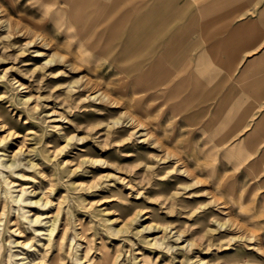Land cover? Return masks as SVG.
<instances>
[{
    "label": "rangeland",
    "instance_id": "obj_1",
    "mask_svg": "<svg viewBox=\"0 0 264 264\" xmlns=\"http://www.w3.org/2000/svg\"><path fill=\"white\" fill-rule=\"evenodd\" d=\"M49 13L0 0L3 264H264V176L225 183Z\"/></svg>",
    "mask_w": 264,
    "mask_h": 264
},
{
    "label": "crops",
    "instance_id": "obj_2",
    "mask_svg": "<svg viewBox=\"0 0 264 264\" xmlns=\"http://www.w3.org/2000/svg\"><path fill=\"white\" fill-rule=\"evenodd\" d=\"M34 1L151 125L207 145L225 183L264 176V0Z\"/></svg>",
    "mask_w": 264,
    "mask_h": 264
},
{
    "label": "bare ground",
    "instance_id": "obj_3",
    "mask_svg": "<svg viewBox=\"0 0 264 264\" xmlns=\"http://www.w3.org/2000/svg\"><path fill=\"white\" fill-rule=\"evenodd\" d=\"M38 55V54H37ZM138 68V67H137ZM133 69H135V68H133ZM133 71V70H132ZM141 73V72H140ZM143 73V72H142ZM149 74V73H148ZM144 75H146V74H144ZM139 77H142V76H139ZM147 79V78H146ZM145 79V80H146ZM132 80V79H131ZM134 82V81H133ZM100 96H102L101 94H100ZM8 129V128H7ZM6 129V130H7ZM45 188V187H44ZM42 190H43V187H42ZM35 215H36V213H35ZM10 225H12V226H15V227H12L11 228V226ZM9 228H11V230L12 231H17V229H18V224L17 223H15V224H10L8 221L7 222H5V224H3V227H2V229H1V231H0V240H2V241H4L3 239H4V234H5V232L9 229ZM18 233V232H17ZM16 233V234H17ZM26 242V241H25ZM4 245V244H3ZM1 247V246H0ZM49 247V246H48ZM85 251H87V247H86V249H85ZM2 254H3V251L2 250H0V264H3V262H2V259H3V257H2ZM102 254H103V256H104V262H96L95 260H94V258L92 257V256H87L86 257V259H85V264H108V262H109V256H108V254L107 253H105V252H102ZM49 264H53V263H49Z\"/></svg>",
    "mask_w": 264,
    "mask_h": 264
}]
</instances>
